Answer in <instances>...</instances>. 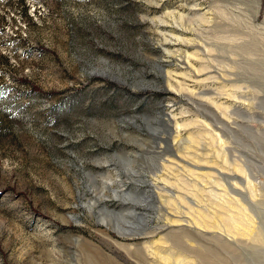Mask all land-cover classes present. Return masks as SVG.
<instances>
[{
	"label": "rangeland",
	"instance_id": "1",
	"mask_svg": "<svg viewBox=\"0 0 264 264\" xmlns=\"http://www.w3.org/2000/svg\"><path fill=\"white\" fill-rule=\"evenodd\" d=\"M0 264H264V0H0Z\"/></svg>",
	"mask_w": 264,
	"mask_h": 264
},
{
	"label": "trees",
	"instance_id": "2",
	"mask_svg": "<svg viewBox=\"0 0 264 264\" xmlns=\"http://www.w3.org/2000/svg\"><path fill=\"white\" fill-rule=\"evenodd\" d=\"M31 87H32L33 89H36V90L38 89L36 86H33V85H32ZM50 93H51V91H50Z\"/></svg>",
	"mask_w": 264,
	"mask_h": 264
}]
</instances>
